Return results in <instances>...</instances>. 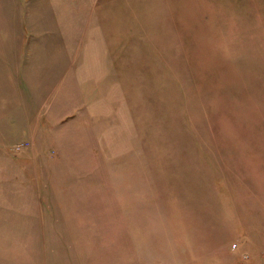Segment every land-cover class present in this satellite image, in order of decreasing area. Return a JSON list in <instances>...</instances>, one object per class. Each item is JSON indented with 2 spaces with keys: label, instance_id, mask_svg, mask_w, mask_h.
Segmentation results:
<instances>
[{
  "label": "rangeland",
  "instance_id": "374dc122",
  "mask_svg": "<svg viewBox=\"0 0 264 264\" xmlns=\"http://www.w3.org/2000/svg\"><path fill=\"white\" fill-rule=\"evenodd\" d=\"M90 1L108 65L15 149L0 264H264V0Z\"/></svg>",
  "mask_w": 264,
  "mask_h": 264
},
{
  "label": "crops",
  "instance_id": "0c3cea01",
  "mask_svg": "<svg viewBox=\"0 0 264 264\" xmlns=\"http://www.w3.org/2000/svg\"><path fill=\"white\" fill-rule=\"evenodd\" d=\"M0 9V181H21L31 164L25 153L40 146L15 149L54 138L78 113L108 65L95 50L106 37L90 0H20Z\"/></svg>",
  "mask_w": 264,
  "mask_h": 264
}]
</instances>
